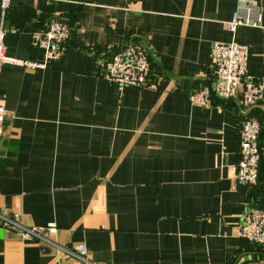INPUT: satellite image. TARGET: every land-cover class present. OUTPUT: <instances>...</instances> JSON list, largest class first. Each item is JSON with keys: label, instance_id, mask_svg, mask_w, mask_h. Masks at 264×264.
Returning a JSON list of instances; mask_svg holds the SVG:
<instances>
[{"label": "crops", "instance_id": "1", "mask_svg": "<svg viewBox=\"0 0 264 264\" xmlns=\"http://www.w3.org/2000/svg\"><path fill=\"white\" fill-rule=\"evenodd\" d=\"M252 0H12L7 57L43 63L31 37L53 20L71 31L64 56L46 69L4 64L0 95V210L26 227L55 223L63 248L0 228V264H264V249L239 237L249 206L264 208V30L228 32ZM262 11L264 0L256 3ZM248 49L247 74L263 86L247 109L211 95L213 43ZM148 53L154 88L119 89L102 78L124 44ZM261 125L257 185L238 187V130Z\"/></svg>", "mask_w": 264, "mask_h": 264}, {"label": "built area", "instance_id": "2", "mask_svg": "<svg viewBox=\"0 0 264 264\" xmlns=\"http://www.w3.org/2000/svg\"><path fill=\"white\" fill-rule=\"evenodd\" d=\"M12 0H0V71L4 64L24 67L29 70L46 69L52 63L59 61L68 49L71 37L69 25L62 20L51 21L44 31L31 37V44L43 50V63L19 61L7 57L4 52V20ZM252 0L247 5L238 6L231 19L223 25L234 34L239 27H249L264 30L262 11ZM248 49L245 45L230 41L228 43H213L210 49L209 68L212 73L211 87H200L187 95V101L200 107L210 106L211 95L223 100L239 99L243 107L250 109L262 98L263 86L258 79L247 74ZM150 63L148 53L139 44H124L118 48L103 65L101 78L109 85L123 88H154L149 83ZM11 115L0 95V125ZM261 125L253 117L247 116L241 122L238 130V162L235 172V183L238 187L251 189L257 185L258 166L260 160L258 141ZM0 228L12 232L21 241L44 243L68 256L86 261V247L75 244L70 248L61 247L54 239L58 232L55 223L44 226L26 227L21 223L19 214L6 215L0 210ZM240 238L264 249V208L249 206L242 218V226L238 232Z\"/></svg>", "mask_w": 264, "mask_h": 264}, {"label": "trees", "instance_id": "3", "mask_svg": "<svg viewBox=\"0 0 264 264\" xmlns=\"http://www.w3.org/2000/svg\"><path fill=\"white\" fill-rule=\"evenodd\" d=\"M261 135V134H260ZM259 153H260V151H259Z\"/></svg>", "mask_w": 264, "mask_h": 264}]
</instances>
